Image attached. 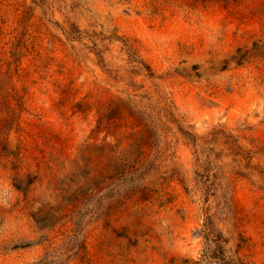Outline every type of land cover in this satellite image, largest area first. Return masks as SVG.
Segmentation results:
<instances>
[{
    "label": "rangeland",
    "instance_id": "obj_1",
    "mask_svg": "<svg viewBox=\"0 0 264 264\" xmlns=\"http://www.w3.org/2000/svg\"><path fill=\"white\" fill-rule=\"evenodd\" d=\"M0 264H264V0H0Z\"/></svg>",
    "mask_w": 264,
    "mask_h": 264
}]
</instances>
